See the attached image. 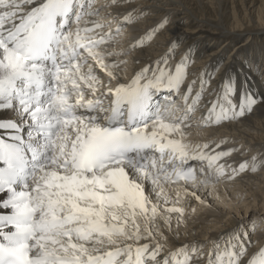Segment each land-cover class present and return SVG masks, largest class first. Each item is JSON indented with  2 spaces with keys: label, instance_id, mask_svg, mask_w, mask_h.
I'll use <instances>...</instances> for the list:
<instances>
[{
  "label": "snow or ice",
  "instance_id": "1",
  "mask_svg": "<svg viewBox=\"0 0 264 264\" xmlns=\"http://www.w3.org/2000/svg\"><path fill=\"white\" fill-rule=\"evenodd\" d=\"M147 11L135 0H0V264H264L243 223L223 243H178L185 197L250 168L229 172L221 162L235 149L189 141L216 80L187 82L190 49L172 42L130 80L121 75L120 37ZM245 84L221 76L205 126L264 106Z\"/></svg>",
  "mask_w": 264,
  "mask_h": 264
},
{
  "label": "bare ground",
  "instance_id": "2",
  "mask_svg": "<svg viewBox=\"0 0 264 264\" xmlns=\"http://www.w3.org/2000/svg\"><path fill=\"white\" fill-rule=\"evenodd\" d=\"M96 2L103 5L106 0ZM135 7L148 11L138 25L125 28L120 37L117 51H128V55L119 57L126 61L121 75L130 80L138 69L170 53L172 42L181 55L190 49L194 63L187 82L199 81L202 73L216 75V80L195 112L193 127L187 130L189 141L194 145H219L220 151L235 149L221 162L229 172V165L238 167L245 161L250 168L235 180L225 177L197 190L195 195H189L191 203H187L190 199L185 202V197L183 223L177 226L178 243H223L243 223L239 231L251 228L255 233L251 236L254 247L259 248L264 245V106L243 119L220 125L205 126L203 116L204 104L225 73L246 80L245 87L264 100V0H135ZM164 19L167 27L149 45L133 49L137 40ZM178 59H171L169 64L175 66ZM101 78L107 83L103 74ZM198 90L199 84L194 92ZM254 164L261 165L256 172L251 171ZM184 191L192 193L193 189ZM169 243L175 246L171 236ZM202 251L207 254L210 249L205 246Z\"/></svg>",
  "mask_w": 264,
  "mask_h": 264
},
{
  "label": "rangeland",
  "instance_id": "3",
  "mask_svg": "<svg viewBox=\"0 0 264 264\" xmlns=\"http://www.w3.org/2000/svg\"><path fill=\"white\" fill-rule=\"evenodd\" d=\"M186 201H188V200H185V202H186ZM191 202H192V201H191V199H190V201H188L187 203H191ZM251 211H254V210H251ZM248 215H249V214H248Z\"/></svg>",
  "mask_w": 264,
  "mask_h": 264
}]
</instances>
